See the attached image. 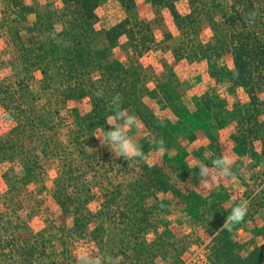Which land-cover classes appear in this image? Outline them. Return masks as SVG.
<instances>
[{
	"label": "rangeland",
	"instance_id": "obj_1",
	"mask_svg": "<svg viewBox=\"0 0 264 264\" xmlns=\"http://www.w3.org/2000/svg\"><path fill=\"white\" fill-rule=\"evenodd\" d=\"M63 3L64 0H20L15 6L12 0H0V92L8 95L16 89V83L23 81L20 92L36 106L42 119L36 131L30 130L22 138L26 146L36 148L30 154L40 163L32 178L24 182V167L17 149L12 141L4 138L17 124L16 115L0 105V264H17L21 254L28 252L30 238L41 235L54 245L47 244L43 255V260L52 264H76V249L85 245L96 255L118 257L119 264H250V260L246 261L249 252L264 247V148H258L254 155L238 156L233 151L231 133L236 128L233 105L244 104L247 96L242 87L228 89L229 73L233 69L231 54L208 48L198 62L176 58L173 51L179 35L168 9H155L150 0H136V6L125 11L116 0H105L97 10V41L93 48L104 49V64L116 59L125 69L139 71L136 83L143 89L153 88L158 81L170 80L168 100L159 94L146 97V102L159 118L180 119L179 111L183 109L181 128L174 132L185 150L178 159L179 172L171 170L162 160L166 149L155 148L154 129L127 110L140 122L139 131L133 130L129 135L142 146L148 161L114 158L95 137L85 146V151L109 153L106 177H95L90 169L82 172L78 153L73 157L77 169L71 172L63 167L59 153L73 150L70 129L74 128L76 114L89 110L88 99L61 102L56 105L58 111H52L53 105L45 99L41 87L42 74L25 66L16 50L18 31L23 42L29 45L24 27L33 23L38 13L55 10ZM176 8L181 14L187 13V0L177 1ZM221 13L222 9H217L198 23L205 47L211 45ZM16 15L21 17L16 26L18 30L13 28L8 32ZM124 17L129 18L137 36L147 29L154 39L149 51L141 57H135L125 36L116 44L105 43L106 27ZM203 93L225 100L222 123L212 118L206 120L205 129L194 128V138L188 141L185 132L192 126L183 117L184 109L192 111L196 98ZM261 117L264 119V105ZM50 125L54 130L49 129ZM42 149L45 155L40 153ZM223 154L233 157L237 180H224L219 188H202L196 165L204 162L211 166V161ZM155 163L162 166L170 183L183 196L171 191L159 192L153 200L149 191H130V186L147 181L145 167ZM55 179L89 190L78 192L75 197L79 195L80 199L74 198L65 213L52 198ZM109 182L114 184L116 195L104 197ZM233 196L251 201L248 213L241 224L220 233ZM253 255L261 257L264 263V252L255 250Z\"/></svg>",
	"mask_w": 264,
	"mask_h": 264
},
{
	"label": "trees",
	"instance_id": "obj_2",
	"mask_svg": "<svg viewBox=\"0 0 264 264\" xmlns=\"http://www.w3.org/2000/svg\"><path fill=\"white\" fill-rule=\"evenodd\" d=\"M19 1L12 0L15 6H18ZM104 1L64 0L61 7L38 13L35 21L24 27L29 45L23 42L18 31L16 50H19V57L24 60L25 66L39 70L42 74L41 87L45 99L53 105L52 111H58L56 109L58 103L74 98H86L90 105L84 114H76L74 128L70 129L74 142L73 150L63 155L59 153V160L64 168L72 172L77 169L73 157L74 153H78L81 156L79 168L82 172L90 169L93 176L106 177L105 166L110 160L109 153L97 150L88 154L85 146L95 140L99 127L110 130L106 124V118L111 115L109 105L112 97L119 93L122 96V107L134 112L145 126L154 129L155 148L166 149L162 155L163 162L171 170L179 172L178 159L184 155L185 149L175 132L181 128L183 109L179 111L180 119L159 118L146 102V97L154 98L162 94L168 100L170 80L165 83L158 81L153 88L143 89L136 83L140 77L136 69L132 71L125 69L116 59L103 63L106 58L105 51L94 49L93 43L97 41L95 29L99 20L97 10ZM116 1L125 11L136 6V0ZM150 1L155 9L166 8L170 11L179 35L177 48L173 51L176 58L198 62L206 55L208 48L231 54L233 69L229 73L228 89L242 87L247 96L244 104L233 105L236 113V128L231 133L233 151L238 156L256 154L258 148H264V119L261 117V106L264 105V0H187L189 10L185 14H181L176 8V2L179 0ZM217 9H222L221 18L211 37V45L205 47L198 23ZM251 9L259 10V15L255 23L247 24L243 21L241 13ZM20 18L16 15L13 19L14 24L9 26L8 32L13 31V28L15 31L18 30L16 26ZM1 36L0 26V38ZM105 36L107 45L116 44L121 36L127 37L134 49L135 57H141L149 51L154 40L147 29L137 36L127 17L115 24H109L105 29ZM162 72L165 74V71ZM176 82L182 85L181 81ZM22 86L23 81H20L16 83V89L12 93L2 95L0 92V105L16 115L17 124L5 133L4 138L12 141L14 149H17L16 154L18 153L24 167L25 182L32 178L40 163L37 157L30 154L31 151L36 152V148L26 146L22 138L26 132L36 131L42 119L36 106L20 92ZM101 89L104 94L97 98L94 93ZM196 99L198 100L194 109L192 111L184 109L183 114L192 126L188 132L184 131L188 141L194 138L192 132L194 128L205 129L206 120L212 118L221 124L222 114L227 106L224 99L208 93H203ZM49 129L54 130V126L50 125ZM169 150H172V154H169ZM40 153L45 155L46 151L42 149ZM145 168L149 176L147 181L130 186V191L140 189L149 191L153 200L157 199L159 192L171 191L176 196L178 194L183 196L170 183L162 166L155 163L152 167L146 165ZM54 184L52 198L65 213L74 198L80 199L79 195L75 197L78 192L89 190L88 187H82V190L79 187L75 188L60 179H55ZM113 186L114 184L109 182V189L104 197L116 193ZM71 188L73 190L69 193ZM47 244L54 246L43 235L32 236L27 244L28 252L21 254V260L17 264H52L43 260ZM255 250L264 252V247L252 249L246 261L250 260V264H264L261 257L253 255Z\"/></svg>",
	"mask_w": 264,
	"mask_h": 264
},
{
	"label": "clouds",
	"instance_id": "obj_3",
	"mask_svg": "<svg viewBox=\"0 0 264 264\" xmlns=\"http://www.w3.org/2000/svg\"><path fill=\"white\" fill-rule=\"evenodd\" d=\"M258 15L259 10L257 9L241 13L243 21L247 24L255 23ZM94 94L97 98H101L104 93L101 89L96 90ZM109 107L111 115L106 118V124L111 126V130L99 127L95 137L102 146H106L113 153L114 158L122 157L126 161L138 158L147 162L148 156L142 150V146L129 135V132L133 130L139 131L138 118L122 107V96L119 93L112 97ZM234 163L230 154H223L213 159L211 166L199 162L196 168L199 169L200 186L204 189L212 186L219 188L224 180L236 181L237 173L234 170ZM258 194L257 192L256 195ZM230 203L231 209L220 231H231L233 227L241 224L248 213L251 201L247 198L233 196ZM76 264H119V258L111 255H96L90 247L85 245L76 249Z\"/></svg>",
	"mask_w": 264,
	"mask_h": 264
}]
</instances>
